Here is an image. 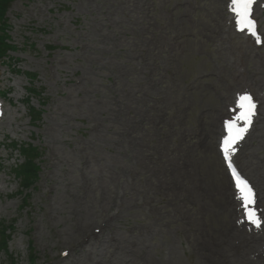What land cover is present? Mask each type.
<instances>
[{"label": "rangeland", "instance_id": "rangeland-1", "mask_svg": "<svg viewBox=\"0 0 264 264\" xmlns=\"http://www.w3.org/2000/svg\"><path fill=\"white\" fill-rule=\"evenodd\" d=\"M227 2L10 5L0 142L14 147H0V264H264L263 241L251 240L264 225L241 222L217 147L236 95L252 92L259 114L237 165L260 214L264 42L235 32Z\"/></svg>", "mask_w": 264, "mask_h": 264}, {"label": "snow or ice", "instance_id": "snow-or-ice-1", "mask_svg": "<svg viewBox=\"0 0 264 264\" xmlns=\"http://www.w3.org/2000/svg\"><path fill=\"white\" fill-rule=\"evenodd\" d=\"M255 0H230V8L236 18V24L240 31L247 30L252 36L256 37V42H261L260 34L257 31L256 21L252 18V6ZM256 104L252 96L245 92L237 97L236 108L233 112L237 114L234 118L225 121V135L222 139L221 148L224 158L230 168L235 179V187L238 192L237 198L241 201V207L244 212V219L257 229L264 225V218L259 214V210L255 207V193L251 184L247 179L232 165V153L235 152V145L244 138L252 124L255 116ZM238 110V111H237ZM242 122V123H241ZM243 222V221H241Z\"/></svg>", "mask_w": 264, "mask_h": 264}, {"label": "trees", "instance_id": "trees-1", "mask_svg": "<svg viewBox=\"0 0 264 264\" xmlns=\"http://www.w3.org/2000/svg\"><path fill=\"white\" fill-rule=\"evenodd\" d=\"M12 2V0H0V57H4L7 53H9L10 50H15V46L9 41L10 39V35H9V28L7 25V19L5 18V15L8 11V6L10 5V3ZM33 92V94H36L35 91H31ZM39 114L38 113V118H39ZM12 146L14 147V145L12 144ZM12 147V148H13ZM32 151H34V148H31ZM40 157L39 153L38 156H36L35 159H38ZM39 166L38 165H32V169H31V176H33V181L35 179H38V171H39ZM35 259H32L31 262H34Z\"/></svg>", "mask_w": 264, "mask_h": 264}, {"label": "bare ground", "instance_id": "bare-ground-1", "mask_svg": "<svg viewBox=\"0 0 264 264\" xmlns=\"http://www.w3.org/2000/svg\"><path fill=\"white\" fill-rule=\"evenodd\" d=\"M234 231L237 232V234L241 232L240 229H238L237 227L234 228ZM253 231L256 232L255 229H253ZM241 233H243V232H241ZM254 234H256V233H254ZM255 237L256 238H251V240L253 239V240L263 241L262 243H260V246L256 249V252H255L256 255L258 256L259 260H263L264 259V246H263V244H264V237L262 239L258 238L256 235H255ZM258 241H250V240L249 241H246V240H243L242 239L241 242H247V245H250L251 244V246H252L253 244L257 243Z\"/></svg>", "mask_w": 264, "mask_h": 264}]
</instances>
